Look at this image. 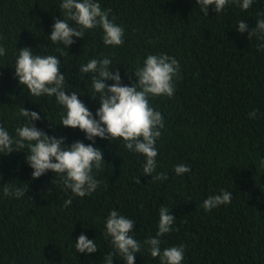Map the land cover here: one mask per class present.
Masks as SVG:
<instances>
[{"label": "trees", "instance_id": "16d2710c", "mask_svg": "<svg viewBox=\"0 0 264 264\" xmlns=\"http://www.w3.org/2000/svg\"><path fill=\"white\" fill-rule=\"evenodd\" d=\"M59 2L0 0V44L7 49L0 57V123L13 131L23 121L22 107L42 110L36 127L69 145L90 143L79 129L58 125L62 108L54 97L21 90L11 67L15 49L57 55L69 90L81 92L93 113L99 102L90 96L91 75L78 73L81 63L109 56L130 84L147 54L167 53L180 64L174 95L149 100L164 118L156 171L167 179L142 174L143 155L119 140L97 138L105 163L94 169L98 188L84 197L66 192L51 171L33 178L26 150L0 155V264H102V253L111 250L104 236L111 210L134 219L132 231L143 242L155 235L161 206L176 217L161 247L183 244V264H264V49L257 48L264 41L236 29L240 20L255 28L264 0L247 10L229 4L219 14L209 7L206 16L196 0H100L124 27V43L106 46L101 29L86 30L84 38H74L70 55L47 38L53 17L62 18ZM177 164L190 165V172L177 176ZM6 184L25 188L24 196H5ZM221 189L232 192L231 202L205 211L203 200ZM70 196L72 204L64 207ZM82 232L96 238L100 250L78 253L74 242ZM134 264L160 262L142 245Z\"/></svg>", "mask_w": 264, "mask_h": 264}, {"label": "clouds", "instance_id": "9594fccd", "mask_svg": "<svg viewBox=\"0 0 264 264\" xmlns=\"http://www.w3.org/2000/svg\"><path fill=\"white\" fill-rule=\"evenodd\" d=\"M253 3L254 0H196L205 16L209 7L219 14L229 4H237L247 10ZM59 11L62 18L53 17L52 30L47 36L51 44L63 45L68 51L75 43L74 38H84L86 30L97 28L102 30L104 45L120 46L124 43V27L111 18V9L102 8L100 0H60ZM236 29L240 33L247 31L249 37L255 35L258 40L264 41V13L258 14L255 28L249 29L247 22L240 20ZM257 48L264 49V43H259ZM6 55L7 49L0 44V57ZM12 60L13 75L18 85L22 86L21 90L26 89L33 97H54L62 108L58 125L79 129L84 133V140L90 143L76 140L69 145L65 143L64 136L48 135L35 125L43 111H29L22 107L19 115L23 121L13 131L0 123V155L24 149L33 178L51 171L59 177L66 192L70 190L73 196L84 197L98 188L100 181L94 175V169H100L105 163L96 143L97 138L119 140L126 150L143 155L142 174L151 176L153 181L167 179V173L156 171V143L164 127V118L149 100L174 95L175 79L180 72L179 61L174 56L164 52L147 54L134 70L136 79L129 78L130 84L122 82L121 73L113 70L116 64L109 56L94 57L81 63L78 73L91 75L90 96L99 102L95 113L79 98L81 92L69 90L57 55L34 52L25 46L18 52L15 49ZM249 116L255 118L256 111L250 112ZM190 170L191 166L187 164L174 166L177 176H183ZM25 191V188L17 185L6 184L3 187L5 196L21 198ZM232 196V192L221 189L203 200V208L210 211L222 204L227 205ZM63 204L64 207L71 205V196ZM158 217L155 235L141 242L132 231L136 221L116 209L111 210L104 220V236L111 250L102 253V264H114V260L120 264H134L142 245L152 258H159L160 264H183V244L161 247V237L173 230L176 217L166 206L159 208ZM74 247L78 253L85 254L100 250L96 238L89 239L83 232L76 238Z\"/></svg>", "mask_w": 264, "mask_h": 264}]
</instances>
